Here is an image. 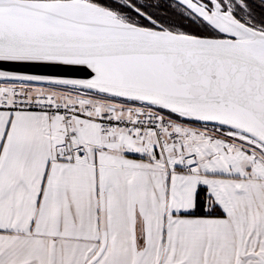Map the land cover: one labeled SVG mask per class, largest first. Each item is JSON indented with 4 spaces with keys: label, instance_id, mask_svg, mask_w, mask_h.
Segmentation results:
<instances>
[{
    "label": "snow or ice",
    "instance_id": "snow-or-ice-1",
    "mask_svg": "<svg viewBox=\"0 0 264 264\" xmlns=\"http://www.w3.org/2000/svg\"><path fill=\"white\" fill-rule=\"evenodd\" d=\"M0 264H264V0H0Z\"/></svg>",
    "mask_w": 264,
    "mask_h": 264
}]
</instances>
